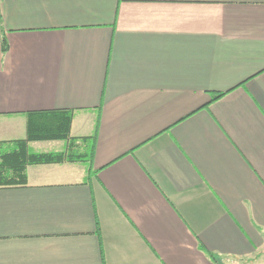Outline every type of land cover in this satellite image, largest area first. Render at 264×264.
Instances as JSON below:
<instances>
[{
  "label": "crops",
  "instance_id": "0c3cea01",
  "mask_svg": "<svg viewBox=\"0 0 264 264\" xmlns=\"http://www.w3.org/2000/svg\"><path fill=\"white\" fill-rule=\"evenodd\" d=\"M52 111L0 264H264V0H0V162Z\"/></svg>",
  "mask_w": 264,
  "mask_h": 264
},
{
  "label": "trees",
  "instance_id": "16d2710c",
  "mask_svg": "<svg viewBox=\"0 0 264 264\" xmlns=\"http://www.w3.org/2000/svg\"><path fill=\"white\" fill-rule=\"evenodd\" d=\"M7 50L8 44L4 40L3 52L6 53ZM72 121V111L34 112L28 114L27 139L17 142L13 151L2 155V161L0 162V187L25 185L27 183V168L29 165L68 161L65 153H30L28 144L37 141L72 140Z\"/></svg>",
  "mask_w": 264,
  "mask_h": 264
}]
</instances>
